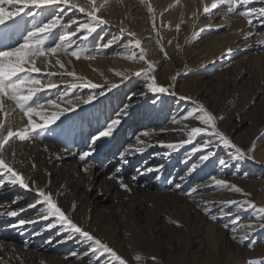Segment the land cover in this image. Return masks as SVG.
Returning <instances> with one entry per match:
<instances>
[{
    "label": "rangeland",
    "instance_id": "rangeland-1",
    "mask_svg": "<svg viewBox=\"0 0 264 264\" xmlns=\"http://www.w3.org/2000/svg\"><path fill=\"white\" fill-rule=\"evenodd\" d=\"M214 2L217 0H109L104 12V18L109 23L100 26L86 43L94 50L113 37H123L122 42H126L127 33L134 32L135 38L142 41L146 58L156 65L157 82L164 86L172 85L170 90L176 93L174 96L162 95L161 102L156 105L151 104L152 94L143 87L146 78L134 75L146 65L128 59L131 52L116 44L101 49L100 54L92 60L76 59L60 52L59 59L65 64V69L55 65L56 58H51L50 64L37 60V67L41 68L42 73L73 71L79 77L103 85L105 96L99 97L94 107L82 105V110H77L75 114L67 113L66 117L61 118L64 120L61 125L63 128H68L73 122H83V135L76 134L74 138L66 139L45 134L43 139L35 138L26 142L17 140L9 149V158L15 149L16 167L38 185H49V190L58 194L56 199L64 209L70 210L75 205V210L69 211V215L128 259L129 264H246L250 259H264V230H257L250 239L240 243L233 236L243 237L249 229H225L223 225L228 222L227 218L213 220L204 210L205 202L214 201L215 204L208 207L212 214L219 216L220 202L225 200H251L264 207V46L260 43L264 41V23L254 17L253 24L249 25L238 14H229L225 18L226 6L219 4L217 9L211 10V15L205 13L204 8H210ZM4 6L13 10L10 5ZM149 6L156 15L159 36H156L152 27ZM246 7L259 9L264 7V0H251ZM178 24L179 31L176 28ZM219 25L224 27L218 28ZM121 28L125 31L121 32ZM248 32L254 33V36L245 39ZM157 40L160 44H157ZM161 46L168 58L160 51ZM218 46H225L226 52L215 62V48ZM228 49L232 51L229 53ZM131 66L133 69H130ZM116 73L127 74L131 79L121 83L122 78ZM174 76L175 80L172 79ZM52 82L61 86L59 92H63L69 83H80L67 76L64 79L53 78ZM111 84L119 87L108 91ZM141 90L146 93L145 99L139 96L135 99L133 103L139 102L138 107L129 109L130 114L117 134L111 139L98 141L93 156L87 162H81L77 154L87 150L89 134L99 126L97 118L103 124L106 118L113 116L115 110L128 102L130 92L139 93ZM57 91L52 89L48 95L55 97ZM71 91L84 96L91 90L78 88ZM180 97L191 99L181 100ZM228 101H231V105L226 110L245 119L233 130L227 125L228 114L223 111V105ZM245 102L249 104L243 111ZM197 104H202L215 114L219 130L226 133L235 144L244 150L254 147V151L249 153L252 159H242L223 171L209 165L193 175L181 163L186 159L189 145L170 155H166L169 152L166 148L153 146L161 151L155 149L147 152L145 147L143 153L133 154L138 153L139 157L144 155L136 166L143 164L152 155L162 154L160 157L164 160L159 162H169L165 173L158 179L153 174L135 183L131 177L141 173L135 171V166L126 175L119 174L130 186V192L121 189L117 182L113 197L103 208L98 205L95 209H88L87 197H93L98 188H105L108 178L116 174L117 164L120 163L117 162L111 170L104 172L107 162L112 158H120L119 154L127 148L135 147V137L143 131L151 133L149 137H141L148 145L150 142H157L158 145L159 141L175 143L186 138L180 131L184 125L191 128L200 126L199 123L188 120L183 124H174L172 119ZM9 106L15 107L6 101L5 108ZM0 119L5 117L0 114ZM12 119L13 130L23 127L27 120L26 117L21 120L19 109L12 112ZM52 127L55 128V125ZM225 151L222 149L219 155L223 156ZM63 155L68 156L62 158ZM210 174H217L218 178L230 181L243 192L203 188L201 181L207 183ZM181 176L185 178L183 181L179 180ZM93 177L95 190L88 191L86 186ZM176 183H181L182 188L177 190L174 187ZM194 185L203 188V191L192 197L185 195ZM244 193L250 195L245 196ZM0 195V208L3 209L15 210L34 202V193L18 187L6 188L0 191ZM16 196L22 199L18 204H11ZM36 212L37 209H28L5 222L9 226L19 223L21 219H36L33 225L26 224L34 230L13 234L15 231H7L5 225L0 224V264H81L80 258L72 255L83 251V246L78 244V237L68 242V233L61 232L59 235L57 228L46 229L48 221L38 219ZM240 215L241 223L253 222L250 212H242ZM40 233L45 235L43 239L36 238ZM252 241L255 246L248 247ZM137 253L142 257L139 261L133 258ZM103 259L106 260L107 256Z\"/></svg>",
    "mask_w": 264,
    "mask_h": 264
},
{
    "label": "snow or ice",
    "instance_id": "snow-or-ice-1",
    "mask_svg": "<svg viewBox=\"0 0 264 264\" xmlns=\"http://www.w3.org/2000/svg\"><path fill=\"white\" fill-rule=\"evenodd\" d=\"M251 0H217L211 4V7H205L204 12L211 15L212 9H217L218 4L226 6L224 17L228 18L229 14H238L244 17L249 25L253 24V18H257L259 22L264 23V7L259 9L255 7H246ZM109 0H0V114L5 119H0V188H20L26 192L34 193V202L28 203L26 207H18L13 210L11 208H0V215L7 217H16L20 213L28 209H37L36 216L38 219L48 221L46 229L57 228V234L61 232L68 233L67 239H77L78 243L83 246L82 252H74V257H79L81 264H129L128 259L119 254L107 242L91 233L82 224L76 222L69 211L75 210V205L70 210H66L62 205L58 204L56 196L58 194L49 190V185L40 186L36 181L27 177L25 173L16 167L15 149L11 152L9 158V149L15 141L26 142L35 138L43 139L45 134L63 136L64 138L75 137L76 134L83 135V122L77 124L73 122L68 128L61 127L64 124L62 117H66L67 113H76L82 110L84 106H95V102L99 97L105 96L103 85L93 83L86 78L79 77L73 71L64 72H41V68L37 67V60L40 59L46 64L51 63V58L55 59V65L60 69H65V64L59 59V53L75 57L76 59L86 58L95 59L100 54L101 49H107L116 44L131 52L128 59L137 62H143L146 66L141 67L134 75L136 77H145L147 82L144 89L151 93V104L156 105L161 102L162 95H176L172 85L164 86L157 82L155 76L156 65L153 61L146 58V50L142 47L141 39L135 38L136 34L129 31L128 39L123 41V37L112 40L104 44L96 46L93 50L88 47L87 41L97 31V29L109 23L104 18V12L107 9ZM4 5H10L13 10H8ZM243 8V10H240ZM148 12L152 18V27L156 36L160 35L157 29L156 15L154 9L149 6ZM10 22V23H9ZM211 27V25H209ZM224 27V25H219ZM179 31L180 25L176 26ZM125 29L121 28V32ZM254 33L245 34V39L251 38ZM19 37V39H17ZM151 39V37H149ZM22 41V42H21ZM160 44V41H156ZM169 44L172 41H168ZM264 46V41H260ZM138 50V51H137ZM160 51L165 58H168L167 52L161 46ZM229 53L232 49L227 50ZM119 55V53H117ZM36 74V75H33ZM121 76V83L130 80L127 74L116 73ZM65 76L79 80L80 83H69L64 87L63 92H59L60 85L52 82L53 78L64 79ZM173 80L176 77H172ZM119 85L111 84L108 91L118 88ZM78 88L90 89L89 94L81 96L71 91ZM57 89L55 97L48 95V91ZM100 89L99 92L96 90ZM47 90V91H46ZM44 93L43 95H41ZM145 91L139 93L130 92L127 96V103H123L119 109L115 110L113 116L105 119L100 124L97 118V129L89 134L87 139V150L78 153L81 162H87L88 158L96 152L98 141L113 138L120 126L128 117L129 109L134 106V100L144 97ZM183 99H191L190 97H180ZM10 101L15 107L9 106L5 108V102ZM63 105V106H62ZM47 106V107H46ZM19 109L21 120L27 118L23 127L13 130L12 112ZM38 117L39 119H34ZM222 119V118H220ZM197 121L200 126L188 128L185 124L180 130L186 138L180 139L175 143H166L159 141L158 145H148L141 137H149L151 133L143 131L136 135V146L129 147L125 152H121L120 159L123 164H127V154L135 152L143 153L145 147L159 146L170 150L166 155H170L173 151H178L189 145L190 148L186 152V159L181 163L185 164L186 171L189 174H195L202 171L209 165L218 168L220 171L231 168L235 162L242 159H252L249 154L254 151V147L244 150L224 132L219 130L218 118L210 110L206 109L202 104H197L194 108L185 110L179 117L172 119V123L183 124L184 121ZM91 126V121L88 122ZM55 125V128L52 127ZM59 129V131H57ZM6 133V134H5ZM143 145V147H141ZM226 150L223 156L219 155L221 150ZM47 151V149H44ZM35 168V164L32 165ZM163 168L158 166L157 172ZM153 168H147L146 172H152ZM120 169L116 170V174L109 178L115 179L120 188L125 191H131L128 184L124 182V177L119 175ZM50 175V174H49ZM137 176H132L131 180L136 181ZM183 181L184 177L181 176ZM203 188H225L229 191L242 193L243 190L226 179L218 178L217 174L207 176V183L201 181ZM174 187L179 190L182 188L181 183H176ZM203 188L192 186L190 191L185 195L192 197L200 194ZM245 196L250 194L244 193ZM22 199L16 196L12 199L11 204H18ZM214 205L215 202H205V212L211 215L213 220L228 219L224 223L225 229L236 231L238 227L249 229L243 237L233 236L240 243L250 239L257 230H264V207L256 205L251 200L235 201L225 200L220 202L218 208L219 216L212 214L208 205ZM200 204L197 202V207ZM250 212L253 222L248 224L241 223V213ZM37 222L36 219L19 221L20 225L32 224ZM58 226V227H57ZM254 247L255 242L252 241L247 245ZM107 256V259H103ZM135 260H141L140 254L133 257ZM155 261V257L152 258ZM246 264H264V259H250Z\"/></svg>",
    "mask_w": 264,
    "mask_h": 264
},
{
    "label": "bare ground",
    "instance_id": "bare-ground-1",
    "mask_svg": "<svg viewBox=\"0 0 264 264\" xmlns=\"http://www.w3.org/2000/svg\"><path fill=\"white\" fill-rule=\"evenodd\" d=\"M237 28V27H236ZM250 43V42H249ZM253 45V44H252ZM225 52H226V47L225 46H218V47H216L215 48V58H214V60H215V62H217L219 59H220V57L221 56H223V54H225ZM214 56V55H213ZM125 64V63H124ZM126 66H129V65H126ZM125 66V67H126ZM134 67V66H133ZM123 68H124V66H123ZM122 68V69H123ZM126 69V68H125ZM130 69H133L132 68V66H131V68ZM257 93H259V92H257ZM237 94V93H236ZM235 94V95H236ZM168 96V95H167ZM171 97H173V96H171ZM141 99L142 100H144L145 98L144 97H141ZM135 101V100H134ZM231 101H228V102H225V104L223 105V111H225V113H227L228 114V119H227V125L228 126H230L231 128H232V130L234 129V128H236V127H238V125H240V124H242L244 121H245V119L244 118H240V116L237 114V113H234V114H231V113H229V111L228 110H226V109H228L229 107H230V105H231V103H230ZM134 104V106L132 107L133 109H136L137 107H138V104H139V102H136V103H133ZM248 102H245V104H244V106H243V111L246 109V107L248 106ZM148 111V110H147ZM73 114H75V113H73ZM224 114V113H223ZM227 114H226V116H227ZM232 116H231V115ZM147 143V142H146ZM157 142H150L149 143V145H157L156 144ZM148 144V143H147ZM159 150L158 148H154L153 146H149V147H147L146 148V150H147V152L148 151H150V150ZM159 151H161V149L159 150ZM170 151V150H169ZM175 153V152H174ZM134 154V153H133ZM131 155V156H127V159H128V163L127 164H123L122 163V161H120L121 159L120 158H112L111 159V161L110 162H107L106 163V165H105V168H106V170H104V172H106V171H109V170H111L112 169V167H114L115 166V164L117 163V162H120L119 163V165L117 164V167H116V170L119 168L120 169V172H119V174H127V173H129V172H131L134 168H136L137 166H136V163L139 161V160H141L142 159V157L144 156V155H140L141 157H139L138 156V153L136 154V155ZM67 156L68 155H63V157L62 158H67ZM135 156H136V158H135ZM160 156H162V154L160 155V154H156V155H152V156H150L149 158H148V160L147 161H145V162H143V164H141V165H138V167L136 168V170L135 171H141V173L140 174H138V175H135V176H137L138 178H137V180H139V179H144V177H146V176H151V175H156L157 176V178L156 179H158L160 176H162L161 174L162 173H165V171L168 169L167 168V166H168V163L169 162H167V163H161V162H159V161H162V160H164L163 158H161ZM120 157V156H119ZM160 165H163V168L162 169H160V171L159 172H157L155 169L158 167V166H160ZM136 166V167H135ZM147 168H153L154 170L152 171V172H146L145 170L147 169ZM116 172V171H115ZM101 173H103V172H101ZM113 173V172H112ZM99 174V173H98ZM133 175V174H132ZM194 175V174H193ZM193 177V176H192ZM185 179V178H184ZM94 180H95V178L93 177V178H91L90 179V182H89V185H87L86 186V190H95V187H94V185H93V183H94ZM180 180V179H179ZM104 181V180H103ZM116 183H117V181L115 180L114 181V179L112 180L111 178H108V180H107V182H106V185H105V188L104 189H102V188H98L97 189V192L93 195V197H91V198H89V197H87V206H88V209L90 210V209H95L98 205H100L102 208H103V205L105 204V203H107V202H109L110 200H111V198L113 197V195H112V192L116 189ZM135 183H136V181H135ZM11 188V187H10ZM4 189H6V188H0V191H2V190H4ZM137 189V188H136ZM13 190V189H12ZM11 191V190H10ZM5 194V193H4ZM86 195L88 194V193H85ZM1 195H3V194H1ZM0 195V196H1ZM4 196V195H3ZM26 197V196H25ZM114 200H116V199H114ZM115 204V203H114ZM219 206V205H218ZM9 218H12V217H7L6 215H3L2 217H0V224L1 223H3L4 225L5 224H9V223H5V222H9L10 221V219ZM13 219V218H12ZM11 219V220H12ZM15 220V219H14ZM18 222H19V220H18ZM33 225V224H32ZM36 225V224H35ZM5 230H7V231H15V232H13V234H16V233H19V232H21L20 234H22V233H24V232H27V231H30V230H34V228L33 227H31V225H26V224H24V225H20L19 223H13V224H10L9 226L8 225H5ZM3 228V227H2ZM25 230V231H24ZM40 232V231H39ZM43 233V232H42ZM12 234V235H13ZM41 234V233H40ZM32 235H34V234H32ZM37 235V234H36ZM59 235H61V234H59ZM58 236V235H57ZM34 237V236H33ZM38 237L40 238V239H43L44 237H45V235H43V234H41V235H37V239H38ZM56 238V237H55ZM68 240V242H72V241H74V240H76V239H67ZM79 244V243H78Z\"/></svg>",
    "mask_w": 264,
    "mask_h": 264
}]
</instances>
